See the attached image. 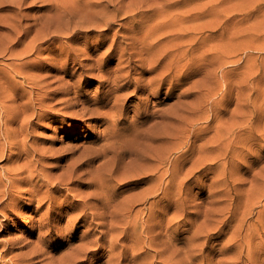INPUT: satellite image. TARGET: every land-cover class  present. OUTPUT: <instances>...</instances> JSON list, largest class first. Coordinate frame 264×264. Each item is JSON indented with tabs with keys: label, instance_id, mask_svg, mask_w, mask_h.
Wrapping results in <instances>:
<instances>
[{
	"label": "bare ground",
	"instance_id": "1",
	"mask_svg": "<svg viewBox=\"0 0 264 264\" xmlns=\"http://www.w3.org/2000/svg\"><path fill=\"white\" fill-rule=\"evenodd\" d=\"M20 1L21 0H0V9L6 8V7H8L7 8L8 10H10L11 8H16L19 5ZM23 1L24 0H22L21 3H23ZM42 1L45 2V5L49 6L48 14L46 15L50 16V20L44 21L42 23L38 20H36L37 22L35 21L36 23L35 26H37V28L39 27L37 29L36 36L29 38L30 31L34 29L33 25L32 26L30 25L29 27H25L23 32L18 34V20L14 24L7 22L5 28L9 30V34L3 35V36L0 35V57H7L8 59L7 62L5 60L3 67H0V77L3 79L2 84L0 83V88L2 87V90L4 92L7 91V89L11 90L10 93L4 94L3 98H2V95L0 94V106H1L0 108V118H1L0 120V161L6 162L4 163L5 165L3 164L1 165V169H0V172H1L0 173V210L2 213L8 212V211H13V213H16V211L18 210V206H19L18 205L19 204L18 203V190H19V193L23 191L24 193H30L32 195V200H33L36 195H39L41 191H43L47 187L46 186L43 190L39 192L38 186L43 187V185L49 184L47 180H43L41 184L38 183V181L34 182L35 180L34 175L37 172V169H38L37 167L39 166L37 164L38 162H40V159H43V157H45L46 155L41 149L38 148V146L37 147L35 146L36 144L34 145V142L30 143L29 137L32 138L30 135V133L32 132L31 128L33 129L34 127H39L34 121V118L38 117V119H40L39 117L43 118L44 116L52 115L53 108L58 102L63 103V105L62 104L61 105L65 108V110L66 108L70 109L67 111L69 113V116L72 117V119L84 120L83 125L88 126L89 129L93 126V123H99V124L106 123L107 124V126L105 124L106 128H104L105 130H103L104 131L102 133L103 135L102 134L99 135L98 139L96 140L97 142H94L93 144L90 143L91 145L89 144L90 146H87L85 148L86 150H81L82 152L80 151V153L77 156L74 157V154H72L73 152L71 151L72 150L71 148H70L71 150H68L66 146V149L68 150V152L66 150L65 153H64L65 149H63L64 156L65 155L70 156V158L66 159V165L63 163L65 165L63 166L65 167L64 169L66 171L65 174H68L63 184L64 183L65 184L75 183L76 179L74 178L80 175L79 171L81 167L86 164V162H89L91 165H93L92 161L98 157L102 158V161H100L99 164H96L97 165L96 167L94 163V170H91L90 172V174L93 176L92 177L89 176V178L91 179L87 178L90 180L88 181L89 183L87 186L90 187L91 185H94L96 188L94 189L95 190L94 192H91L90 198H83L82 200H80L81 203L79 205H74L71 207L72 211H70V209L67 208L68 211H63V210L56 211L55 210L52 213H49L50 215L49 217H51V219L55 217L54 218L55 223H51V220H49L48 216L47 218L46 217L44 218L45 213L43 214L41 212V214H43L42 215L43 219L42 218L41 220L39 219L41 223L40 225L37 226V228L39 229L40 232H38L39 235H37L38 238L36 242H34L33 240L35 245L33 243L32 245L34 246H32L31 245L32 241L31 243L28 241L31 246V248L28 251L24 253H15L10 256V252H13L12 250L15 247V242L13 241L14 244L11 242V244L14 245L13 248H11L9 245H6L7 247L9 246V248L4 251L3 255H7L9 253L10 257L8 259L10 260V262L18 263V261H20V262H25L26 264L38 263L39 261H41L40 257L42 255L50 256L49 252H51V250H49V248L54 249L58 245L55 246L54 245L55 240L54 239L50 240L51 239L50 238L49 244L44 246L45 240L48 239L47 235L50 234V232H52L55 228H57V230L59 228L63 229L62 225L60 224V221L68 217L69 224L71 223L72 225L75 224V222H70V221H76L77 222L75 224L76 226L78 223H83L82 224L83 226L87 224L88 227L84 226L86 227L84 230L87 232L86 233L84 232L85 234L84 233L81 234L82 243L80 240L81 244L78 245L79 247L76 246L77 248L74 250L75 252L73 251L74 253L70 254L71 253L70 249L69 250L67 249V251L70 252L69 253L70 255L68 254L69 256H67L66 253L64 252L67 258L59 259V261H58V258L60 257V255L57 256L56 258L58 262H56L55 260L56 264L81 263L83 258L80 259L81 261H77V259L79 257H84L85 255L87 256L89 254H93L92 261L93 260L98 261L102 257V255H99V256H96V255L101 249V247L104 248L105 245L106 246L108 245L109 247V249L105 247L104 249L106 250L103 253V254H106V253L109 254L108 255L109 258L107 260L108 264H155L156 262H159V261L161 262V263L159 262V264H191L194 262L193 260H195L197 256L198 257L200 256L203 259L207 260L208 262L206 264H257V263L262 264L261 262H259V259H260L259 257L261 256L256 257V255L257 253H259L260 250H263L262 252H264V249H262L264 248V234H263L264 231L258 223H250L247 226V223L244 219H242L241 222H239V224L235 226L232 232V237L230 239V242L232 240H237L238 245H239V246H235L234 250H233L234 245L222 244L221 246L218 247L220 251H214L215 246L214 247L212 246V250H210L208 253L205 254L206 249L210 247V246L205 245V243L208 242V239L204 240L203 242H199V243L192 242L193 239H198L197 230L194 232L192 238L189 239V243L187 245L188 248L187 247L179 248L177 244L178 238L176 237L177 238L176 239L174 237H171L170 234L167 236L168 242H167V245H165V247L159 248L155 246L158 244L157 235L163 232V231L161 232V230L159 232L158 229L164 228L163 217L167 209L164 206H161L162 199L164 197H167V192L164 191V193L159 194V195H157V192H159V190L162 191V188L166 189L167 187H172V185L177 184V187L175 190V196L177 195V192L178 194L181 195L182 189H183V183L188 178V176H190L193 168L189 167L190 168V169L188 168L189 171H187L186 173L185 172L182 173L184 175H179L180 172H183L182 169H184L182 165H179V163L177 164V160H179V157H181V155H179V157L178 156L176 157L177 155L176 154L175 156H173L174 158H172V155L176 153L177 149L179 150L181 144L183 145L186 142L185 141L183 143L182 141L184 140L178 138V134L175 132L176 129L174 128L175 127L173 125L174 122L172 121L175 119L177 120L178 118L173 117L174 114H172V116L165 115V114H168V113H165V111L161 113L160 109L161 107L164 108V106H161L160 109L157 106L158 108L157 107L156 108L159 110L152 111L150 113V109L146 106L147 104L144 105V102H146V100H149L151 98L158 99L161 94V89L166 85L169 86V90L171 91L175 89L176 87H178L181 84V80L187 78L192 73V72H187L188 67L194 68V72H195L203 68L204 66L203 64L209 65L208 63L209 56H210L209 54L211 52H215V48H216L215 44H210V42L214 40V38L213 40H211L212 39L211 36L214 37V35L212 34H215L216 32H219L218 33L219 35L222 34L221 35L222 37L220 39L221 41H224L225 35L229 31H231L230 32L231 34L229 35L227 34L226 37L232 36V34L234 37L242 36V39L246 37V36L243 37V35H241L243 33L242 32L243 30L241 29V24H240L241 18L237 19V21L234 23V24H239L240 27L239 26H238L239 28L235 27L236 31L235 30L232 31L234 27L233 28L232 26L229 27V25L231 24L230 21L235 19L237 15L234 14L232 18L226 17V15L230 13V10L228 12L227 7L221 3L223 0L217 3H213L215 0H213V2L210 0V2L207 1V3L205 4L199 3L198 5H196V3L195 5H189V4L188 5H177V4H173L170 2L169 3L167 2L165 4L166 1L165 2L163 1V4H160L159 2L162 0H159V2L156 0L155 1L157 2L156 4H154L155 2L153 3V1H152V4H150L149 2L148 4L146 1H142V0H131V1L129 0L128 2L126 0H99V1L96 0L97 2L94 1L93 3H89L87 0V3L85 4L82 3V0H42ZM171 2H174V1H171ZM53 15L57 16L58 17L57 19L64 18L63 21L64 23L66 22L67 24V27L65 29H67L68 31L72 30V33L69 32V35L65 39V50L62 52L59 51L55 53V55L53 56V57H56L57 59H60L58 61H60V64L62 66L60 65L59 66L61 68L65 66L66 69L64 70L69 71L70 68H68V66L70 65L71 62H73V65H74L78 63L80 60H85L84 61L85 63L81 65L82 67L77 69V71L80 69V73H81L80 78L78 76V79L73 80V81H70L71 79L68 78L69 80L67 81L65 77L62 80L63 82L67 81L65 84H62L63 82L60 81V86H58L57 88L58 93L56 94L64 93L66 95L63 98L61 97L62 99L60 98V100L57 99L59 101H53L55 99L54 95H52L54 92L50 88L53 89L54 87L55 89V86L51 85L53 87H50V88L48 87L49 80L47 79L48 81H46V77L48 78L49 76L46 75L44 72H43L44 74L39 72V70H41L44 67V63H43L44 60L41 59V55H45L46 54V53L44 54L45 51H47L49 55L52 52L51 46H50L51 44H48L47 46H43V45L47 43L49 40H51L52 38L55 39L58 37L56 35L51 36V28H53L52 26L54 25V23L58 22V20H56V18ZM52 17L55 18V19L53 18L54 21L51 19ZM125 19H128V20H125ZM1 22L2 21L0 20V29L4 28V25L2 24L3 22L2 23ZM118 22H120L119 24L121 26L120 27L121 29L115 30V32H113V30L115 29V25ZM58 24H60V22ZM230 28L232 29L230 30ZM255 28H253L252 30H254ZM60 29L62 28H59V31ZM40 32L41 33L44 32V34L40 35ZM88 32L95 33L97 42L95 43L94 46L89 45V47H86L87 45L85 43L86 48L84 46H83L84 49L78 48L79 47V46L77 47L78 44L77 45L75 44L78 43L80 39L83 37L81 35H85ZM110 33H112L111 36H110ZM240 42H242V40ZM105 44L108 45L107 48H105L106 50L101 51L100 46L104 47ZM242 44L243 42L239 46H243ZM73 49L76 50L78 53H76ZM242 49L240 47V50ZM230 50L232 49H228L226 47L223 48L220 52L214 55V60L218 61L219 64L222 63L223 61L222 59L225 57V55H228L230 52H232ZM117 51L119 52V55L117 56L118 63L116 66L112 67L110 66V63L112 59L116 57L113 55V52H117ZM33 56H35L36 59L32 58ZM46 56L48 55L46 54ZM72 68L74 67L72 66ZM205 69L207 70V68ZM30 70L38 71V73H34L32 71H31L32 73H29ZM206 70H205V73H206ZM27 72L29 73V77H30L29 79H27ZM203 74H204V71H203ZM18 75H21L23 78H25V80H22V82L24 83L27 81L28 82L27 84H29L28 87H30L29 89L25 88L22 85V82L18 83ZM207 75H208V71L206 73V76ZM209 75L207 76V78H209ZM210 77L212 78V76ZM202 79L204 78L202 77ZM222 79H223V76H222ZM10 80H12L11 84H9ZM209 80H213V78L212 79L209 78ZM51 81L54 82L56 80H51ZM94 81H98L101 91L100 92L98 91L99 93H96L97 91L96 90L94 92L96 95L91 96L89 95L88 90L85 87L87 85L88 86L92 85ZM195 83L196 82H194L193 91L195 87L196 88L198 87L197 90H201L200 88H203L204 86V84L202 85V83H198L200 85L199 87V85L197 86V84ZM205 83H208V82H205ZM215 85L217 86V84ZM47 88H49V90L51 91H48ZM190 88L188 89L191 92ZM203 89L201 91H204ZM201 91H198V92H201ZM216 92H219V91H216ZM138 94L139 96L135 97V98L139 97V102L138 104L136 103L137 107L133 108L134 113L132 115H128L130 113V110H129V105L127 104V102L128 100L131 101V98ZM206 94H209V93H206ZM142 95H145V96H142ZM202 95H204L203 92H202ZM225 95H227V93ZM178 97L180 98L179 95ZM204 97H201V98L203 99ZM19 98H22L25 100L21 104L15 105L14 107L15 109H12V105L11 106L5 105L7 101L8 102L16 101ZM201 98L199 97L197 101L200 102ZM179 101L177 100V103H173L175 104V107ZM188 102L186 101V103ZM193 103L195 102L193 101ZM181 104L183 105V103ZM184 105L186 104L184 103ZM188 105L189 107H191L190 104ZM187 106H184V107H187ZM205 106L207 105L205 104ZM220 106L221 104L219 105V107ZM206 108L207 107H205V109ZM165 109L167 108H164V110ZM174 110H177L175 112L179 115L178 106H177V109H174ZM184 111H185V108H184ZM184 111H182V113ZM189 113L191 115L190 111ZM188 114H187L188 116L187 118L189 119L191 116L189 117ZM18 119H19V122H18ZM182 121L176 122V126H177V123L180 124V122ZM74 123L75 125L73 126V129L76 130L78 129V126L80 124L76 121ZM18 125L20 126L19 129H18ZM169 128L171 129V131H169L170 130ZM227 128L228 127L222 128L224 132L220 131L219 137L216 138V140H218L219 138L222 139L216 145V147L219 149L218 154H216L217 152L215 153V151H212V149L207 150V148L206 149L201 148L199 150L200 157L199 158L194 157L195 159L197 158L198 165H199L198 159L203 160L204 163L208 159L217 160V161L220 159H223L225 160L223 163L226 164L227 162L226 160L227 158H229V153H230L229 145L232 144L231 142L229 143L231 135L225 136ZM242 131L243 130L238 131L239 133L237 132V136L240 137V135L242 134ZM177 132H180V131H177ZM28 135L30 136L28 137ZM35 137L36 136L34 135L33 138L35 139ZM28 142L30 144H28ZM233 148H235V146H233ZM60 150L62 151V148ZM201 150L202 151L204 150V152L201 153ZM236 150H238V148L235 149V151ZM235 151L233 150V152ZM235 153L233 155L237 154ZM23 154H27L25 155L26 158L24 157L25 159L22 157ZM57 154L58 153H56V156ZM28 155H31L35 158L31 159L30 158L31 156H28ZM61 156H62L61 154L58 155V157H61ZM191 156H193V154ZM232 156L230 157L232 158ZM238 156L240 158V155ZM222 157H225V158H222ZM22 158L24 161L26 160V163L23 160L22 161L24 162V165L25 164L28 165V169L19 171L18 168H21V167L18 166V162H20ZM183 158L186 159L187 156H184ZM143 161H147V162L145 163ZM194 161H195L194 164H196V160L193 159V162ZM23 162H21V164H23ZM136 162H139V163H136ZM150 163H152L151 167L150 166L147 167L146 164H150ZM166 163L167 165L168 163H170L169 165L170 167H172V171H170V167L168 168L169 165L167 166ZM207 163H210V162L207 161ZM33 167H36V169ZM221 167H223V164ZM101 169H102V172L100 173L96 172ZM1 170L3 171V174ZM134 170L136 171L131 174L135 175L137 172V174L139 175H148V179L155 176L154 179L156 180L154 184L155 186L154 193H156L155 198L156 196H158V198L153 200L150 206L148 207L145 206L143 208H140V210H136L137 206L135 205V203H137L138 201L142 199H146V196H147L146 192H140V193H137V195L125 193L126 196L123 197L122 199H119L121 201L124 199L123 200L124 204L122 205V207H118L119 200L117 201V198L113 197L114 189L112 190L110 189V187H108L109 189L107 188L108 185H111L108 181L110 180L115 181V179L117 178L114 175L115 179H113L112 175L114 173L118 172L116 175L118 174L121 175L123 173H128V171L132 172ZM93 171H95L96 172L95 174L99 176L94 175ZM26 172L29 173L28 175L29 181H28V184L26 183L24 184V186H22L23 184L21 185L19 183L21 180L20 181L18 180L19 179L18 175L22 173L26 174ZM196 172L197 171H195V173ZM61 175H63V173ZM121 176H119V178ZM81 178H83V176H81ZM129 178L130 177H128L127 179ZM44 179L46 178L44 177ZM141 179H144V178H142V176L141 178H132V180H135L133 182L134 185L138 186L140 184L139 180ZM224 179L226 178H223V181ZM123 180L120 179V182ZM165 180L167 181L164 182ZM226 182H227V179H226ZM163 183H164V186H163ZM113 184H116V183H113ZM125 184H128V183L125 182ZM42 187L40 189H42ZM67 187L69 188V186ZM225 189L224 191L223 190L222 191L225 192ZM51 191L53 193L54 191L56 192L62 191V187L60 188L54 184V186L50 187L46 192L44 191L45 195L43 196L41 195L42 198L44 199L45 197V198L52 200L54 197L52 198ZM68 191H70V188ZM217 191L215 193H217ZM231 191L229 192L231 193ZM78 194L80 193L78 192ZM82 195H84V193H82ZM231 195L228 194V197H230ZM19 196L21 197L20 194ZM176 200L179 201L177 203V206L183 208L184 205L182 201H180L177 198ZM224 200L222 201L224 202ZM71 201L74 202L73 200ZM37 202L39 203L40 201H37ZM99 203H101L103 206H101ZM54 204L52 205L54 206ZM99 208L100 209L103 208L101 209L103 211H99ZM155 210L160 211L158 214L155 215V219H156L155 222L150 226L147 225L148 227H144V225H146V223L148 222L151 214L154 213ZM21 211L22 210H20V213ZM145 212H146V215L142 216V214H144ZM20 213H18V215ZM46 214L48 215V213ZM21 216H24V215H21ZM37 218H39V216ZM98 218H102L103 221L100 223L95 222V219H98ZM228 220L229 222H231L229 217H223L222 219V221L226 223L228 222ZM96 223L97 225H95ZM75 225L74 227H76ZM101 226L105 229L99 230ZM69 230L67 227V231ZM243 230L245 231V234L243 233ZM98 231L100 232V235L96 236V233ZM89 232L91 234H88V236L91 235V237L88 238L87 236V239H86L85 236ZM173 234H175V232ZM207 235L208 237H210L209 234ZM255 237L261 238V240L253 245ZM30 240H32V238ZM89 244H92V245L94 244V245H97L98 247L95 248L93 247L94 245L92 247H89ZM169 246H176L175 250L172 252V255L173 256L180 255L181 258L179 260L175 261L173 258H163V257L159 259V256H161V252L167 249ZM67 248H70V247H67ZM135 248H138L144 251V256H142L141 253L140 255L137 256V257L142 256V258L139 259L141 260L139 262H137L138 259L136 260L134 258ZM2 249L0 251H2ZM136 252H137L136 253L137 255L139 252L138 251ZM225 252H232L231 254L234 253L232 255L234 257L233 258L229 257L230 260H228L226 257L223 258V256L221 257L220 255H219V259H217V257L214 256L216 253L224 254ZM213 253L214 255H212ZM64 254H61V255L63 256ZM52 257H54L55 259V256H52ZM169 257H172V256L170 255ZM48 258H45V259L48 262L50 261V259H52L50 262L53 263L54 259L50 257ZM143 258L145 259L144 262H142ZM189 258H192V259L189 260ZM5 259H6V256H5ZM86 262H84V264ZM102 264H106V262ZM201 264L203 263L201 262Z\"/></svg>",
	"mask_w": 264,
	"mask_h": 264
},
{
	"label": "rangeland",
	"instance_id": "2",
	"mask_svg": "<svg viewBox=\"0 0 264 264\" xmlns=\"http://www.w3.org/2000/svg\"><path fill=\"white\" fill-rule=\"evenodd\" d=\"M21 1L19 2V5L16 8H11L10 10L7 9L8 7L0 9V20L3 22V23L2 22L1 23L4 25V28L0 29V35L3 36L6 34H9V30L5 28L7 22L14 24L18 20V34L22 33L23 30L25 29V27H29L30 25L34 26V29L32 31H30V33H29V38H31V37L36 36L37 29L39 28V27L37 28V26H35L36 20L40 21L41 23L44 21L50 20V16L46 15V14H48V7L49 6L45 5V2H43L42 0H27V1L24 0L23 3H21ZM94 1H96V0H88L89 3H93ZM97 1H99V0H97ZM126 1L128 2L129 0H126ZM142 1H146L147 3L149 2L150 4H152V1L154 3L156 0H151V2H150V0H142ZM157 1L159 2V0H157ZM163 1L164 2L166 1L165 4L167 2L168 3L170 2L173 4H177V5H188V4L189 5H195V3H196V5H198L199 3L205 4V3H207V1L210 2V0H206V1L205 0H169V1L162 0L159 3L163 4ZM171 1H174L176 3L171 2ZM211 1L213 2V0H211ZM221 1L222 0H217V1L215 0L213 3H217V2H221ZM82 3L83 4L87 3V0H82ZM156 3L157 2H155L154 4H156ZM221 3L227 7L228 12L230 10L231 14L227 13L228 14V15H226L227 18L228 17L232 18L234 16V14L237 15V17L235 16L236 17L235 19L230 21L231 24L229 25V27L230 26H232V28L234 27L232 31H234L238 26L240 27L239 24H234V23L237 21V19L241 18L240 24H241V29L243 30L242 31L243 33L241 35H243V37L244 36H246V37H244L242 39V36H235L234 37L233 34H232V36L226 37L227 34L228 35L231 34L230 33L231 31H229V32L227 31L228 33H226L224 41H221L220 39L222 37L221 36L222 34L219 35L218 34L219 32L212 34V35H214V37L211 36V38H212L211 40H213V38H214V40L213 41L210 40L211 42L210 41L209 42H210V44H215L216 48H215V52H211L209 54L210 55L209 61H208L209 65L206 64L207 65V67H206V65L203 64L205 67L203 66V68L199 69L201 71L197 70L195 72H194V68L188 67L187 72H192V73L187 78L181 80V84L178 87H176L175 89H173L171 91V90H169V86L166 85L161 89V94H160V97L158 99L157 98H151L149 100H146V102H144V105L147 104L146 106L150 109V113L152 111L159 110L161 106H164V108H167V109L164 110V108L161 107V109H162V110L160 109L161 113H163V111H165V113H168V114L164 113L165 115L172 116V114H174L175 116L173 115V117L178 118L177 120L175 119L172 121L175 123V124L173 123V125L175 126V127L174 126L173 127L176 129L175 132L178 134V138L183 139L184 141L181 140L183 143L185 141L186 142L183 145L181 144L179 150L177 149L176 153H174L172 155V158H174L173 156H175L176 154H177L176 157L177 156L179 157V155H181V157H179V160H177V164L179 163V165H182L184 169H182L183 172H180L179 175H184L182 173H184V172L186 173L187 171H189L190 168H193L192 173L190 174V176H188V178L183 183V189H182L181 195L178 194V192H177V195L175 196V190H176L177 184L172 185V187H167L166 189L162 188V191L159 190V192H157V195L164 193V191L167 192V197H164L162 199V202H161V206H164L165 208H167L165 211V215L163 217L164 228L158 229L159 232H160V230H161V232L163 231L162 232L163 234L162 233H160L161 235L156 234L158 244L155 246H157L159 248H161V247L163 248V247H165V245H167V242H168L167 236L169 234L171 235V237H174V238L177 237L178 238L177 244H178L179 248H184V247L188 248L187 245L189 243V239L192 238L194 232L197 230V233H198L197 238L198 239H193L192 242L199 243V242H203L204 240L208 239V242H206L205 245L210 246V247H208L206 249L207 252L205 251V254L208 253L210 250H212V246L213 247L215 246L214 251H220L218 249V247L221 246L222 244L234 245L233 246V250H234L235 246H239L238 242H237V240H232L230 242V239L232 237V232H233L235 226H237L239 224V222H241L242 219H244L246 221L247 226L250 223H258L264 231V0H223ZM160 4H158V5H160ZM53 16L56 18V20H58V22H56V23L58 24L60 22V24H58V26H57V24L54 23V25L52 26L53 28H51V36L56 35L58 37L55 39L52 38L51 40H49L47 43H45L43 45V46H47L48 44H51L50 46H51L52 52L50 55L48 54L47 51L44 52V54L46 53L49 56V58H48V56H46V54L41 55V59L44 60L43 61L44 67L41 70H39V72L42 74L45 73L46 75L49 76L48 78L46 77V81L49 80L48 81V84H49L48 87L50 88V87L55 86V89H54V87H53V89L50 88L54 92L52 94V95H54V98H55V99L53 98L54 99L53 101H59L61 97L63 98L66 95L64 93L56 94V93H58L57 88H58V86H60V81H62L65 77H66L65 79L67 81L69 79H71L70 81L77 80L78 76L80 78L81 77L80 69L78 71H77V69L82 67L81 65H83V63H85L84 62L85 60H80L78 63H76L74 65H73V62H71L70 65L68 66V68H70L69 71L64 70V69H66L65 66H63L62 68L60 67V66H62L60 64V61H58L60 59H57L56 57H53V56L55 55V53H57L59 51L62 52L65 50V39L69 35V32L72 33V30L68 31L67 29H65L67 27V24H66V22L64 23V21H63L64 18L57 19L58 18L57 16H55V15H53ZM54 17H52L51 19L53 20ZM125 20H128V19H125ZM120 22L116 23L115 29L113 30V32H115V30L121 29L120 28L121 26L119 24ZM61 23H63V24H61ZM59 28H62V29H60V31H59ZM232 28H230V30ZM253 28H255V29L252 30ZM43 34H44V32H42V33L40 32V35H43ZM62 35H64V36H62ZM111 35H112V33H110V36ZM215 35H216V37H215ZM81 36H83V37L80 39V41L78 43L75 44V45L78 44L77 45V47L79 46L78 48L84 49L83 46L85 47L86 45H87L86 47H89V45L94 46L95 43L97 42V39L95 37L94 32H88L85 35H81ZM92 40L94 41V43ZM241 40L243 42V44H242L243 46H239L242 43V42H240ZM85 43H86V45H85ZM107 46H108L107 44H105L104 47L100 46V48H101L100 50L101 51L106 50L105 48H107ZM225 47L228 49H232V50H230L232 52H230L228 55H225L226 58L224 57L222 59L223 60L222 63L219 64L218 61L214 60V55L216 53L220 52ZM240 47H241V49L243 47V49L240 50ZM74 51L76 53H78L76 50H74ZM113 55L116 57H114L110 63V66H112V67L116 66L118 63L117 56L119 55V52L118 51L113 52ZM32 58H35V56H33ZM5 60H6V62L8 61L7 57H0V67H3ZM72 66L74 68H72ZM75 66H76V68H75ZM205 68H207V70ZM203 69L206 70V73L208 71V75L210 73L212 74V75L211 74L209 75V78L210 79L213 78V80H209V78H207L208 75L206 76L205 70H203ZM31 71L34 73H38V71H35V70L34 71L30 70L29 73H32ZM203 71H204V74H203ZM29 73L27 72V79L30 78ZM71 74H73V75H71ZM213 74H214V76H213ZM203 75L206 77H204ZM210 76H212V78ZM222 76H223V79H222ZM202 77L204 79H202ZM2 80L3 79L0 77V83L1 84H2ZM22 80H25V78H23L21 75H18V83L22 82ZM51 80H56V81L53 82ZM94 80H96V79H94ZM198 80H200V81H198ZM31 81H32V79H31ZM67 81H64V82L62 81L63 82L62 84H65ZM194 82H196L195 84H197V86L199 85L198 83H202V85L204 84V86H203L204 89L203 88H200V89L201 90L203 89L206 93H209V94H206L204 91L197 90L198 87L197 88L195 87V89L193 91ZM205 82H208V83H205ZM11 83H12V80L9 81V84H11ZM27 83H28L27 81L24 83L22 82V85L25 88L29 89L30 87H28L29 84H27ZM207 84H209V85H207ZM215 84H217V86ZM51 85H53V86H51ZM205 85H207V86H205ZM190 87H192V88H190ZM199 87H200V85H199ZM49 88H47V90L51 91V90H49ZM85 88L88 90V93L91 96L96 95L94 93L96 90H97L96 93H99L101 91V88H100L98 81H94V83H92V85H90V86L87 85ZM188 88L191 89V92ZM183 90H184V92H183ZM198 91H201V92H198ZM216 91H219V92H216ZM10 92H11L10 89H7V91L4 92L2 90V87L0 88V94L2 95V98H3L4 94L10 93ZM202 92L204 95H202ZM226 93H227V95H225ZM178 95L180 96V98L178 97ZM136 96H139V94L133 96L132 97L133 99L131 98V101L128 100V102H127V104L129 105V110H130V113L128 115H132L134 113L133 108L137 107V104L139 102V97L135 98ZM142 96H145V95H142ZM223 96H225L226 98ZM199 97L200 98L204 97L205 99L201 98L200 102H199V101H197V99ZM134 98H135V100H134ZM57 99H59V100H57ZM175 99H177L178 101L181 99L179 101L180 104L178 102L179 105L176 104V107H175V104H173V103H177V100H175ZM24 100L25 99L19 98L16 101H10V102L7 101L5 105L6 106L12 105V109H15L14 108L15 105L21 104ZM182 101H184V102H182ZM186 101L187 102L189 101V102L186 103ZM193 101L195 103H193ZM209 101H210V103H209ZM181 103H183V105ZM184 103L186 105H184ZM219 103L221 104L220 107H219V105H220ZM61 104L63 105L62 102L61 103L58 102L54 106L52 115L44 116L43 118L39 117L42 120L38 119V117L34 118V121L36 122V124L39 127H34L35 129L31 128L32 132L30 133V135L32 138H30L29 137L30 135H28L29 141H30V143L34 142V145L36 144L35 146L36 147L38 146V148L41 149L44 152V154L46 155L45 157H43V159H45V160L40 159V162H38V164H37L39 166L38 167L36 166L38 169L34 175V179L36 180V181L34 180V182L38 181V183L41 184L43 180H47L49 182V184L48 185L45 184V185H43V187L38 186L39 192L41 190H43L46 186L47 187L43 191H41V193L39 195H36L33 200H32V195L30 193H24V191L19 193V190H18V203H19L18 205L19 206H18V210L16 211V213H13V211H8L5 213L4 212L2 213L0 210V230H1L0 231V239H2V240H0V243H1L0 244L1 245L0 250L3 248L2 251H0V264H7V263L8 264H15V263L16 264H26L25 262H20V261H18V263L17 262H10V260L8 258L12 254L24 253V252L28 251L31 248L29 242L31 243V241H32L31 245L34 242H36V240L38 238L37 235H39L38 232H40L39 229L37 228V226L40 225L41 218L43 219L42 215L45 213L44 218L45 217L47 218V216L48 217L50 216L49 213H52L55 210L56 211H59V210L60 211L61 210L68 211V209H70V211H72L71 210L72 206L79 205L81 203L80 200H82L83 198H90L91 192H94L95 191L94 189H96L94 185H91L90 187L87 185L89 183L88 181H90L89 179H91V178H89V176L90 177L93 176L90 174V172H91V170H94V163H95V167H96L97 166L96 164H99V162L102 161V158L98 157V158H95L94 160L92 159L93 161L92 160L91 161H92L93 165H91L89 162H86V164L81 167L82 170L80 169V171H79L80 175L76 176L74 178V179H76L75 183H70V184L64 183L63 184L64 180L66 179V177L68 175V174H65V172H66L64 170L65 167H63V166L66 165V159L70 158L69 155L64 156V154H63L64 150L63 149H65V151H64V153H65L67 150L66 149V146H67L68 150L72 149L71 151L73 152L72 154H74V157L77 156L81 150H86L85 148L87 146H90L94 142H97L96 140L98 139L99 135L104 132L103 130H105L104 128H106L107 124L106 123H100V124L99 123H93V126L89 129L88 126L83 125L84 120L72 119V117L69 116V113L67 111L70 109L66 108V110H65V108ZM188 104H190L191 107H189ZM205 104L207 106H205ZM224 104H225V106L227 105L226 106L227 108L224 106ZM157 106L159 107V109H157L158 108ZM177 106H178L179 115L180 114L182 115V116L180 115V117L175 112L177 110H174V109H177ZM181 106H183V107L187 106V107H184L185 111H184V108ZM208 106H209V108H208ZM212 106H213V108H212ZM205 107H207L208 110H207V108L205 109ZM0 108H1V106H0ZM55 109H57V110H55ZM179 109H181V110H179ZM58 110L60 113L58 112ZM168 111H170V112H168ZM182 111H184V112L182 113ZM189 111L191 112V115H190ZM196 112H197V114H196ZM65 113H67V114H65ZM185 113H187V114L189 113L188 115H189V117L190 116L191 117L188 119L187 118L188 116ZM65 115H66V117H65ZM20 117H19V119H20ZM19 119H18V122H19ZM0 120H1V118H0ZM178 120L179 121L183 120V121L180 122V124L177 123V126H176V122H179ZM38 121H39V123H38ZM75 121L80 124L78 126V129H76V130L73 129V126L75 125V123H74ZM93 122H95V121H93ZM105 124H106V126H105ZM218 126H219V128H218ZM224 127H228L226 130L225 136L231 135L229 143L230 142L232 143L229 145L230 153H229V158H227V160H226L227 161L226 164L223 163L225 161L223 159H220L218 161L208 159V160H206L205 163L203 162V160L198 159V163H199V165H198L197 164V158L200 157L199 150L201 148L202 149L207 148V150L212 149V151H215V153L217 152L216 154H218L219 149L216 147V145L222 139L219 138L218 140H216V138L219 137L220 131L224 132L222 129ZM19 128H20V126L18 125V129ZM101 128H103V129H101ZM241 130H243V131L239 137V136H237V132L241 131ZM169 131H171V129ZM177 131H180V132H177ZM34 135L36 136L35 139L33 138ZM30 143L28 142V144H30ZM233 146H235V148H233ZM61 148H62V151L60 150ZM237 148H238V150H236L237 151L236 152L235 149H237ZM49 150H50V152H49ZM68 150H67V152H68ZM233 150L237 154L235 152H233ZM54 152H55V154H54ZM202 152H204V150L203 151L201 150V153ZM56 153H58L57 156H56ZM234 153L236 155H233ZM60 154L62 156L58 157V155H60ZM192 154H193V156H191ZM25 155H27V154H23L22 157L26 158ZM238 155H240V158ZM28 156H31V155H28ZM47 156H49V157H47ZM184 156H187V158L184 159L183 158ZM230 156H232V158ZM194 157H197V158L195 159ZM234 157H235V159H234ZM23 158L20 160V162H18V166L21 167V168H18L19 171H23V170L28 169V165H26V164L24 165V162L26 163V160L24 161ZM30 158L34 159L35 157L31 156ZM222 158H225V157H222ZM193 159L196 160V164H194L195 161L193 162ZM231 159H233V160H231ZM207 161L210 163H207ZM21 162H23V164H21ZM143 162L146 163L147 161H143ZM4 163H6V162L0 161V169H1L2 164L5 165ZM136 163H139V162H136ZM152 163L146 164L147 167H149V166L151 167ZM200 163H201V165H200ZM214 163H215V165H214ZM169 164L170 163H168V165ZM204 164H205V166H204ZM222 164H223V167H221ZM33 165H34V163H33ZM166 165H167V163H166ZM193 165H195V166H193ZM36 167H33V168L36 169ZM169 167H170V165L168 166V168ZM89 168H90V170H89ZM197 168H199V169H197ZM38 170H40V171H38ZM135 171L136 170H134L132 172L128 171V173L121 174L122 176L120 174H118L119 176H121L120 178L118 175H116L118 172L114 173L112 175L113 179H115L114 175L117 178L115 179V181H112V180L108 181L111 185L107 184L108 185L107 188L110 187V189H112V190L114 189V196L113 197L117 198V201L119 199H122L123 197H125L126 196L125 193L137 195V193L146 192V195H147L146 199H142V200L138 201L137 203H135V205L137 206L136 210H140V208H143L145 206H147V207L150 206L152 201L158 198V196H156V198H155L156 193H154V190H155L154 184H155L156 180L154 179L155 176L148 179V175H139V174H137V172L135 175L131 174ZM170 171H172V167H170ZM195 171H197V172L195 173ZM93 172H94L93 173L94 175L99 176L95 173L96 172H98V173L102 172V169L99 171H96V172L93 171ZM62 173H63V175H61ZM2 174H3V171H2ZM22 175H23V177H22ZM28 175H29V173H27V172H26V174L22 173V174L18 175V178H19L18 180L19 181L21 180L19 183L21 185L23 184L22 186H24V184H26V183L28 184V181H29ZM196 175H198V176H196ZM25 176L28 180L25 178ZM81 176H83V178H81ZM141 176L144 179L139 180L140 184L138 186H135L133 183L135 180H132V178H141ZM21 177L24 179H22ZM44 177L46 179H44ZM128 177H130V178L127 179ZM87 178H89V179H87ZM223 178H226L227 182H226V179H224V181H223ZM117 179H119V180H117ZM120 179L121 180L125 179V180L121 181L122 182L121 183ZM82 180H84V181H82ZM219 180H220V182H219ZM166 181L167 180H165L164 182H166ZM125 182H127L128 184H125ZM198 182H199V184H198ZM113 183H116L117 185L113 184ZM54 184L60 188L62 187V191H57V192L54 191V193L51 191V196H52V198L54 197L52 200L45 198V197L43 199L42 196L45 195L44 193L50 187L54 186ZM118 184H120V185H118ZM81 185H82V187H81ZM67 186H69L70 191L72 190L71 192L68 191L69 188ZM163 186H164V183H163ZM41 187H42V189H40ZM64 187H66L67 189ZM75 187H76V189H75ZM227 187H229V188H227ZM73 189L75 190V192ZM224 189H225V192H223ZM76 190H78V191H76ZM219 190H220V192H219ZM83 191H85V192H83ZM216 191H217V193H215ZM229 191H231V193ZM72 192H74V193H72ZM78 192L80 194H78ZM82 193H84V195H82ZM19 194L21 195V197L19 196ZM70 194H72L73 196ZM223 194H224V196H223ZM228 194L229 195L233 194V195L228 197ZM54 195H56V196H54ZM64 195H66V196H64ZM77 195L79 198L77 197ZM74 196L77 198H75ZM67 197H69V198H67ZM176 198L179 199L180 201H182V203L184 205L183 208L177 206V203L179 201L176 200ZM231 198H233V199H231ZM67 199H69V200H67ZM228 199H229V201H228ZM49 200H51V201H49ZM71 200H73L74 202H72ZM123 200L118 201V203H119V204L117 203L118 207H122V205L124 204ZM217 200H219V201H217ZM222 200H224V202ZM29 201H30V203H29ZM37 201H40V202L38 203ZM44 202H46V203H44ZM52 204H54V206ZM99 204L101 206H103L101 203H99ZM50 207H52V208H50ZM59 207H60V209H59ZM36 208H38V209H36ZM48 209H50V210H48ZM101 209H103V208H101ZM101 209L99 208V211H103ZM20 210H22L21 213H20ZM41 212L43 214H41ZM159 212H160L159 210H155L154 213L151 214L148 222L146 223V225H144V227H148V226L152 225L156 220L155 215L158 214ZM18 213H20V214L18 215ZM46 213H48V215ZM21 215H24V216H21ZM143 215H146V212L144 214H142V216ZM38 216H39V218H37ZM230 216H232V217H230ZM223 217H229L231 222H229V220L227 223L223 222L222 221ZM13 218H14V220H13ZM54 218L55 217H53L51 219V217H49V220H51V223H55ZM101 219L102 218L95 219V222L100 223L103 221V219L102 220ZM68 222H69L68 217H66L64 220L60 221V224L62 225L63 229L59 228L57 230V228H55L54 229L55 231L53 230L52 232H50V234L47 235L48 239H46L44 242V244H45L44 246L48 245L50 242L49 239L51 238L50 240H53V239L55 240L54 245L55 246L58 245L57 246L58 248L57 247H55L54 249L49 248V250H51V252H49L50 256H48L46 254L48 257L53 258V259H54V257H52V256H55L53 263L50 262L52 259H50V261L48 262L45 259L48 257L45 255H42L41 256L42 258L40 257L41 261H39L38 263L41 264V262H42V264H49V263L50 264H56V262H58L59 259H62V258L65 259L70 254L74 253L75 252L74 250L77 247H79L78 245H80L82 243V235L81 234H83L84 232L85 233L87 232L84 229L86 227H88V225L86 224V225H84L86 227H84L82 225L83 223H78L76 226L75 225L77 223L76 221H70V222H75V224L74 223L73 224L76 227H74V225H72V223L69 224ZM95 225H97V223ZM167 225H168V227H167ZM67 227H68V230L70 229L69 231H67ZM102 229H105V228H103L101 226L99 228V230H102ZM58 231H60L61 233ZM174 232H175V234H173ZM243 233L245 234L244 230H243ZM88 234H91V233L89 232L86 234V236H85L86 239H87ZM207 234H209L210 237H208ZM97 235H100L99 231L96 233V236ZM90 237H91V235L88 236V238H90ZM7 238H9V239H7ZM31 238H32V240H30ZM13 239H15V240H13ZM33 240H34V242H33ZM80 240H81V243H80ZM260 240H261V238L255 237L253 245L255 243L259 242ZM4 241L7 243H5ZM13 241L15 242L14 248H13V246H14ZM11 242L13 244H11ZM101 243H102V241H101ZM26 244H28V245H26ZM6 245H9L11 248H13V250H12L13 252H10V256H9V253L7 255H3L4 251L9 248V246L7 247ZM34 245H35V243H34ZM34 245H32V246H34ZM93 245L89 244V247H92ZM67 247H70V248H67ZM93 247L96 248L98 246L94 245ZM105 247L109 249L108 245L107 246L105 245L104 248ZM56 248H57V250H56ZM104 248L101 247V249L99 250V252L96 255V256L102 255V257L98 261H96V260L92 261L93 254H89L87 256L85 255L84 257H79L77 259V261H81L80 259H82V258L83 259H82L81 263H77V264H84V262H86V260H87V262L85 264H98V263L102 264L105 262H106V264H108L107 260L109 258V256H108L109 254L108 253L103 254L104 251L106 250ZM175 248H176V246H169L167 249L163 250L161 252V256H159V259H161L163 257V258H173L175 261L179 260L181 258L180 255H178V256L172 255V252L175 250ZM215 248H217V249H215ZM67 249L68 250L70 249L71 253L69 251H67ZM262 249H264V248H262ZM136 251L139 252L137 255H136V253H137ZM262 251L263 250H260L259 253H257L258 256L256 255V257L261 256V257H259L260 258L259 262L264 264V259H263L264 258L263 257L264 252H262ZM64 252L66 253L67 256L64 254ZM140 253L142 256H144L143 250L135 248L134 258L136 260L138 259L137 262L141 261L139 259L142 258V256L137 257L138 255H140ZM231 253L232 252H225L224 254L216 253L215 255L213 253L212 255L217 257V259H219V255H220L221 257L223 256V258L226 257L228 260H230V258L234 257V256H232L234 253L233 254H231ZM61 254H64V255L62 256ZM59 255H60V257L58 258V261H57L56 257ZM170 255L172 257H169ZM5 256H6V259H5ZM64 256H66V257H64ZM89 256H90V258H89ZM1 258L5 259V260H3ZM190 259H192V258H189V260ZM48 260H49V258H48ZM55 260H56V262H55ZM144 260L145 259L143 258L142 262H144ZM172 261H170V262H172ZM193 261L194 262L191 264H194V263L195 264H201V262L203 264H206L208 262L207 260L203 259L200 256L199 257L197 256L196 259ZM197 261H198V263H197ZM159 262H156L155 264H159ZM38 263H36V264H38Z\"/></svg>",
	"mask_w": 264,
	"mask_h": 264
}]
</instances>
